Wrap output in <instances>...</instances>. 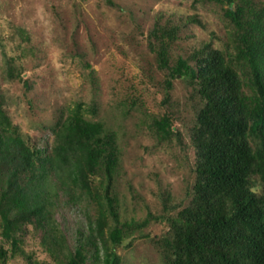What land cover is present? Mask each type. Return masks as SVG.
I'll return each instance as SVG.
<instances>
[{
    "label": "trees",
    "instance_id": "16d2710c",
    "mask_svg": "<svg viewBox=\"0 0 264 264\" xmlns=\"http://www.w3.org/2000/svg\"><path fill=\"white\" fill-rule=\"evenodd\" d=\"M203 1L221 5L228 23L222 48L204 41L173 57L180 26L156 19L149 33L157 66L166 71L161 102H169L174 78L180 76L188 88L193 116L185 125L187 143L171 110L151 117L147 125L159 141L173 137L180 147H192L194 177L186 188L187 203L171 204L164 188L160 213L148 210L143 218L120 220L113 188L120 164L116 132L86 118L76 104L56 122L55 144L45 153L21 137L0 97V234L10 245L0 246V264H6L8 252L23 253L27 224L43 230L42 243L55 259L64 256L56 259L59 264H122L119 247L139 239L152 242L162 264H264V5ZM5 73L9 79L20 76L11 65ZM49 172L64 191L78 187L98 204L96 218L88 220L87 233L80 232L73 250L56 234L41 196ZM157 221L167 225L159 235L151 232ZM27 259L28 264H47Z\"/></svg>",
    "mask_w": 264,
    "mask_h": 264
},
{
    "label": "rangeland",
    "instance_id": "374dc122",
    "mask_svg": "<svg viewBox=\"0 0 264 264\" xmlns=\"http://www.w3.org/2000/svg\"><path fill=\"white\" fill-rule=\"evenodd\" d=\"M264 5V0H257ZM0 0V97L10 122L32 147L50 153L56 122L81 104L89 120H100L114 130L119 145V170L114 192L119 218H143L160 213V192L171 193L170 203H187L186 188L193 182V149L175 140H157L148 125L164 109L178 115L175 127L187 143L185 125L193 114L188 88L180 76L172 80L169 102L163 104L166 71L159 69L150 49L156 19L178 24L171 55H186L192 46L211 42L222 48L228 24L221 5L203 0ZM195 20H192L194 19ZM225 24V25H224ZM11 65L19 77L9 79ZM22 80H26L27 85ZM41 196L56 234L74 249L80 232L98 214L96 200L78 187L68 193L49 172ZM91 178H94L93 176ZM99 179L94 178L98 187ZM108 225L113 224L108 216ZM167 225L155 222L152 234ZM20 248L6 264H28L27 257L59 264L42 243L43 230L25 225ZM107 231V227L104 228ZM8 249L0 234V246ZM67 250L64 248L63 252ZM122 264H162L151 241L139 239L119 247Z\"/></svg>",
    "mask_w": 264,
    "mask_h": 264
}]
</instances>
